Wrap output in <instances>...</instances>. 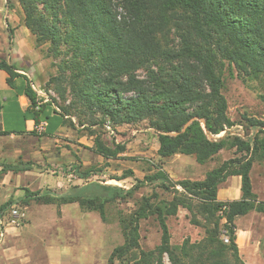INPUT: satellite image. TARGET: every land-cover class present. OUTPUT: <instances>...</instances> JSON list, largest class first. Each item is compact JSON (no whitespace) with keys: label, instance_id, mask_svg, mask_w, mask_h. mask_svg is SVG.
I'll list each match as a JSON object with an SVG mask.
<instances>
[{"label":"trees","instance_id":"obj_1","mask_svg":"<svg viewBox=\"0 0 264 264\" xmlns=\"http://www.w3.org/2000/svg\"><path fill=\"white\" fill-rule=\"evenodd\" d=\"M18 4L35 48L48 44V53L60 58L59 76L49 84L62 101L70 97V104L59 105L61 111L55 112L63 124L78 131L71 114L87 115L85 121L78 119L81 132L94 138L93 151L107 161L123 154L126 145L103 141L96 128L108 125L115 130L146 122L156 135L159 160L152 164L151 174L127 190L89 182L95 171L74 165L69 172L86 184L55 194L24 189L20 202L78 204L106 221L107 206L126 202L136 190L154 184L173 197L159 199L153 192L136 201L132 212L119 216L123 242L113 248L107 264H163L164 255L170 264H244L234 222L252 211L264 217V202L253 193L251 181L254 163L264 162V120L241 116L238 122L254 132L249 139L230 131L236 124L228 116L222 70L227 64L243 80L264 81V0H18ZM6 6L12 8L9 0ZM171 28L178 38L175 48L164 47L159 40ZM8 37L12 44L10 30ZM0 69L13 86L15 67L0 61ZM140 69L146 70V78L137 75ZM25 94L35 123L41 115L49 120L51 108L44 104L35 109L37 96L30 85ZM224 149H235L238 156L208 171L203 180L172 182L163 169V163L177 154L204 165ZM28 170L30 165L23 162L2 167L15 174ZM232 176L240 177V198L219 201V186ZM11 204L0 205V217ZM193 207L206 216V237L172 247L167 218L179 208L190 212ZM149 217L157 222L161 237L159 245L146 252L140 247L139 227ZM190 223L201 226L194 216ZM223 230L228 244L220 240Z\"/></svg>","mask_w":264,"mask_h":264},{"label":"rangeland","instance_id":"obj_2","mask_svg":"<svg viewBox=\"0 0 264 264\" xmlns=\"http://www.w3.org/2000/svg\"><path fill=\"white\" fill-rule=\"evenodd\" d=\"M9 1L12 8L6 6V0H0V6L16 9L20 23H22V12L18 0ZM174 33V29L171 28L160 37L162 46L177 47L178 38ZM48 46V44L37 48L34 46L37 60L32 64V83L38 91L49 98L50 102L46 104L49 108L54 106L61 111L59 105L68 106L70 97L67 95V100L62 101L54 90V84H49L51 79L59 76L60 58L50 55ZM137 75L142 79L146 78V70H138ZM222 78L228 116L236 124L230 131L249 139L254 133L253 130L238 121L241 120L243 114L264 120V102L262 100L264 81L243 80L227 64L223 67ZM70 119L75 123L78 135L79 131H82L78 119L85 121L87 115L84 114L78 118L75 113H72ZM84 126L87 127V124ZM84 134L87 136L88 143L82 148L87 162L86 167H91L95 171L89 182L113 185L127 190L136 183V180H143L145 175L151 174L154 171L152 164L159 162L156 154L158 147L156 135L146 127V122L134 126L123 125L115 130H112L108 125L100 129L96 128V134L103 141L110 142L114 139L117 143L126 145V151L113 160L106 161L96 155L93 151L94 138L88 136L86 132ZM236 156L238 155L235 149H224L214 159L200 165L194 163L193 157L177 154L166 160L163 163V168L166 172L168 171L169 177L171 176L170 180L176 182L182 180L183 176L190 179L189 176L192 177L190 174H192L195 165H200L202 170H199L204 172ZM27 163L32 165L31 169H33V173L27 174V178L23 181H15L16 175L9 174L6 176V183L0 184V205L13 201V204L0 217V264H107V259L113 248L123 242L118 224L119 216L132 212L136 208V201L153 192L157 193L159 199L170 200L173 197L172 193L162 191L154 184L146 185L136 190L133 197L126 202H116L107 206L106 221H102L97 212L83 210L78 204L56 205L30 202L28 205H23L20 199L23 198L24 189L31 192L55 194L65 192L69 187L79 183L76 179L67 177L66 173L69 171L66 170V166L68 164L61 163L59 166H51L47 161H41L38 164L31 161ZM128 172L131 174H127ZM175 175H180V177L176 178ZM119 178L122 179L118 180ZM251 181L253 193L257 196L258 201L264 202V162L254 163L251 170ZM224 188L225 185L222 183L217 194ZM176 189L181 191L179 187ZM14 209L18 210L19 215H22L21 218L10 216V212ZM193 216L201 223V226L190 223ZM236 220L238 225L250 228L249 231L255 240L259 241L261 256L259 257L257 254L253 259V264H264L263 215L252 211L245 216L236 218ZM166 223L172 247L181 246L185 240H189L190 243H198L206 237L203 227L206 223V216L202 213L199 214L194 207L190 212L187 209L179 208L175 216L167 218ZM234 225L235 233L239 234L240 231H237L235 222ZM139 228L141 249L146 252L154 250L159 245L161 237L155 219L149 217L142 220ZM220 240L224 244H228V235L224 230L221 232ZM163 264H170L167 255L163 256Z\"/></svg>","mask_w":264,"mask_h":264},{"label":"crops","instance_id":"obj_3","mask_svg":"<svg viewBox=\"0 0 264 264\" xmlns=\"http://www.w3.org/2000/svg\"><path fill=\"white\" fill-rule=\"evenodd\" d=\"M8 30L13 33L12 44L9 41ZM36 57L33 37L27 28L20 23L18 11L0 6V61L13 65L15 67L14 72L16 73V76L12 79L13 86H10L7 83L8 74L0 69L1 185L6 183V176L15 174L10 171L3 172L2 167L19 163L15 161H21L26 164L30 161L36 164L41 161H47L51 166H59V164L64 163L68 164L66 166V170L68 171L74 165L81 164L83 167L87 166L85 153L82 149L83 145L88 144L87 136L81 131L77 135V131L63 124L62 119L55 113L49 114V120H44L42 115L40 116L39 122H47L46 130L42 136H39L34 131L37 123H35L29 113L31 101L25 94V90L29 85H33L32 64L37 60ZM31 168L32 165H30V170L15 174V181H23V179L28 177L27 174H32L33 169ZM200 168V165L194 166V170L190 174L192 177L189 176L191 180H203L206 173L210 171L205 170L202 172ZM165 169L167 170V167ZM66 175L69 178L76 179L80 183L74 186L81 187L86 184L84 180L78 179L71 172L66 173ZM180 175L183 174L180 173ZM180 175L175 176L178 178ZM186 178L185 176L182 177V179ZM224 185V190L217 194L218 200L233 201L240 198L239 176L227 178ZM26 186L28 185L26 184ZM236 221L237 231H240L239 234L238 232L235 234L239 256L244 264H253V259L256 255L261 256L259 253V241L255 240L249 231L250 228L240 226Z\"/></svg>","mask_w":264,"mask_h":264},{"label":"built area","instance_id":"obj_4","mask_svg":"<svg viewBox=\"0 0 264 264\" xmlns=\"http://www.w3.org/2000/svg\"><path fill=\"white\" fill-rule=\"evenodd\" d=\"M31 88L33 89V91L36 93V96H37V99H36V107L35 109L38 110L39 107L41 105H44V104H48L50 101H49V98H47L46 95H43L42 92L38 91L34 85H31ZM51 110L52 112L51 113H55L56 111L58 112V109L54 106L51 107ZM46 126H47V122L46 121H41L39 123H37L34 127V131L38 134V135H41L45 132L46 130ZM10 216L12 217H22V215H19L18 213V210H12L10 212ZM225 242H227V240H225Z\"/></svg>","mask_w":264,"mask_h":264}]
</instances>
